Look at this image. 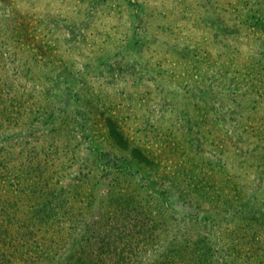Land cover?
Listing matches in <instances>:
<instances>
[{
	"label": "rangeland",
	"instance_id": "rangeland-1",
	"mask_svg": "<svg viewBox=\"0 0 264 264\" xmlns=\"http://www.w3.org/2000/svg\"><path fill=\"white\" fill-rule=\"evenodd\" d=\"M2 38L0 181L79 188L61 256L264 264V0H0Z\"/></svg>",
	"mask_w": 264,
	"mask_h": 264
},
{
	"label": "trees",
	"instance_id": "trees-1",
	"mask_svg": "<svg viewBox=\"0 0 264 264\" xmlns=\"http://www.w3.org/2000/svg\"><path fill=\"white\" fill-rule=\"evenodd\" d=\"M23 26L21 23L14 24L12 34L16 32L24 36L20 32V27L22 29ZM2 34L3 36L8 35ZM0 42H4V39H0ZM109 131L114 138L122 140L115 125L109 126ZM14 164L15 162H11L8 172H12L13 169L17 170V168L18 171H28L30 161L21 160L18 166ZM6 175L8 176V173H3L0 181L1 192L5 191V195L0 194V264H49L50 262L54 264H120L123 257H106L103 251L78 255L88 250V243L84 246L71 245L68 247V254L64 256L59 254V238L53 236L52 230L57 235L59 230L63 232L65 228L68 229L69 226L65 222L71 221L76 213H79L72 204L70 205L71 201L77 199L72 193L75 191L79 194L81 192L79 188L68 192L64 187L59 186L58 189H52V183L47 184L46 192L49 196L44 200L35 201L36 198L33 195L27 196V188L30 184L28 179L24 182L23 178L20 185H16L19 181L14 178L11 181L10 177L7 178L6 183ZM7 187H10L8 191H6ZM30 193L32 194V189ZM82 225L84 228L87 226L85 222ZM54 226H56L55 229ZM102 243L107 244V242ZM97 248H103V245L100 243Z\"/></svg>",
	"mask_w": 264,
	"mask_h": 264
}]
</instances>
